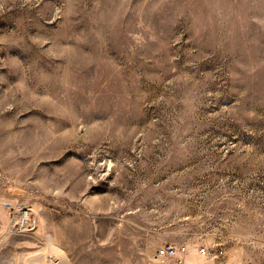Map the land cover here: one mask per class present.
<instances>
[{
  "label": "rangeland",
  "instance_id": "obj_1",
  "mask_svg": "<svg viewBox=\"0 0 264 264\" xmlns=\"http://www.w3.org/2000/svg\"><path fill=\"white\" fill-rule=\"evenodd\" d=\"M169 245L264 264V0H0V264Z\"/></svg>",
  "mask_w": 264,
  "mask_h": 264
},
{
  "label": "built area",
  "instance_id": "obj_2",
  "mask_svg": "<svg viewBox=\"0 0 264 264\" xmlns=\"http://www.w3.org/2000/svg\"><path fill=\"white\" fill-rule=\"evenodd\" d=\"M19 221V229L26 230L30 228L31 221L27 210H22ZM200 254H206V249L202 247ZM186 248L184 246H160L156 248L154 260L157 264H185Z\"/></svg>",
  "mask_w": 264,
  "mask_h": 264
}]
</instances>
